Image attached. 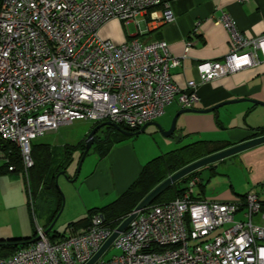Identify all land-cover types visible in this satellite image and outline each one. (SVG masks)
Instances as JSON below:
<instances>
[{
  "label": "built area",
  "instance_id": "1",
  "mask_svg": "<svg viewBox=\"0 0 264 264\" xmlns=\"http://www.w3.org/2000/svg\"><path fill=\"white\" fill-rule=\"evenodd\" d=\"M161 5L0 0V140L19 148L26 173L33 166V141L63 126L86 120L139 130L175 101L195 109L200 85L256 65L258 51L264 59V37L244 38L223 16L231 51L221 61L199 63L198 80L181 89L171 69L188 57L191 42L182 57H173L165 41L117 44L100 36L109 21L129 23ZM173 20L169 9L162 12L161 24ZM9 162L0 149V167ZM200 182L196 176L181 198L139 212L94 264H264V202L257 190L230 202L197 200ZM125 219L113 227L95 215L54 241L39 227L38 241L0 257V264H88ZM111 248L118 253L105 257Z\"/></svg>",
  "mask_w": 264,
  "mask_h": 264
},
{
  "label": "crops",
  "instance_id": "2",
  "mask_svg": "<svg viewBox=\"0 0 264 264\" xmlns=\"http://www.w3.org/2000/svg\"><path fill=\"white\" fill-rule=\"evenodd\" d=\"M166 9L172 12L174 20L161 24L162 12ZM223 16L234 23L236 30L244 38L264 37V0H162L161 6L149 10L135 21H109L101 28L100 36L117 44L134 40L142 44L165 41L173 57H182L188 41L191 42L188 57L182 60L180 67L171 69L174 83L179 88L186 89L190 81L198 80L199 63L221 61L231 51L233 38L226 24L221 22ZM257 55L260 62L256 65L200 85V102L195 109H208L231 100L250 99L264 103V59L261 52L258 51ZM182 110L181 105L175 101L153 122L169 130L175 116ZM149 127L151 129L146 133L159 148L158 155L165 154L163 148L168 149L173 144L181 143L186 146L197 141L227 142L230 148L253 139V130L264 129V107L247 101L232 104L219 110L218 120L214 113L183 114L178 119L177 135L170 138H165L155 126ZM89 133L90 131L81 141L86 140ZM124 142L113 144L104 156L91 149V152L98 155L97 165L85 179L91 190L99 189L103 196L115 191V200L130 188L144 166L151 161L146 160L149 149L140 147V155H137L128 147H118ZM212 166L215 171L206 169V180L202 177L204 170L197 176L205 186L196 187L195 198L230 202L255 189L264 202V143ZM69 178L75 181L79 175ZM91 209L87 211V215ZM29 236V233L17 236L8 231L0 233V240Z\"/></svg>",
  "mask_w": 264,
  "mask_h": 264
},
{
  "label": "trees",
  "instance_id": "3",
  "mask_svg": "<svg viewBox=\"0 0 264 264\" xmlns=\"http://www.w3.org/2000/svg\"><path fill=\"white\" fill-rule=\"evenodd\" d=\"M97 125L99 124H92L90 132ZM121 127L122 129L133 133L140 130H130L125 126ZM107 129L110 131L104 132L103 135H100V133L97 135L96 142L92 147V150L95 149L94 151L98 152L100 156L106 155L113 144L121 143L129 139V137L111 127H107ZM253 131L254 138L264 136L263 128L255 129ZM227 148H229V144L227 142L197 141L179 149L162 154L144 166L138 179L121 197L104 207L91 209L86 218L69 223L67 228H80L87 226L95 215L104 216L106 224L115 227L123 219L133 213V211L149 195V193L153 191V189L170 176L198 160L211 156ZM0 149L4 150L10 158V162L8 164L3 163L0 167V176L24 171V177L27 185L26 191L28 195V208L33 228V234L29 237L0 240L2 244L0 246V257H10L20 248L31 244L33 240L38 237V228L35 224L36 219H44V225L41 226V228L44 232H46L56 217L63 210L64 200L61 192L58 190L56 177L63 171L67 172L69 166L73 162V155L75 152L80 151L81 157L83 156L85 151V140L81 141L77 145L66 144L62 147L47 143L41 144L38 143V141H33L31 150L33 166L28 169L27 173L24 169L20 150L16 145L0 140ZM10 166L14 167V171L9 170ZM209 168L215 171L212 165L203 168V170ZM201 171L198 170L193 172L176 182L164 191L152 205L162 206L181 198L188 189L190 180L198 176ZM198 186L203 188L205 184L200 182ZM195 199L201 200L200 198ZM46 206H48L47 212L44 211V207ZM63 234L64 233L55 232V234H48V236L52 241H54L57 238L62 237Z\"/></svg>",
  "mask_w": 264,
  "mask_h": 264
},
{
  "label": "rangeland",
  "instance_id": "4",
  "mask_svg": "<svg viewBox=\"0 0 264 264\" xmlns=\"http://www.w3.org/2000/svg\"><path fill=\"white\" fill-rule=\"evenodd\" d=\"M91 126L92 123L89 121L76 120L70 125L61 127L58 132L48 134L35 141H38V143L41 144L47 143L58 147H62L66 144L76 145L90 131ZM149 128L151 129V127H148L147 130ZM109 131L110 130H108L107 127H104L99 133L100 135H103L104 132ZM146 132L138 136L130 137L128 141L118 145V147H128L132 153L135 152L137 155H140V147L149 149V157L146 159L148 160L147 162H149L161 154L159 153L160 155H158L159 148L154 144V141L150 138L151 136ZM184 145H181L180 143L173 144V146L168 149L162 148L166 153ZM97 156V154L91 152L84 160L78 174L79 164L82 157L81 152L77 151L73 155V162L69 166L66 176H60L62 172L57 175L60 176L58 179V190L61 192L62 196H64L65 204L50 235L55 234V232L64 233L69 223L76 222L85 217L89 209L105 206L117 198L115 191L110 195L103 196L99 189L91 190L85 181V179L96 168ZM205 171L206 170H204V172ZM77 174L79 175L78 180L71 181L69 176H77ZM207 174L208 172H205V174L202 175L204 180H206ZM26 188L24 171L0 176V233L4 234L10 231L14 232L17 236L26 233H29L30 235L33 234L31 218L27 206L28 195ZM44 211H48V206L44 207ZM258 220L259 219L255 217V222H258ZM35 224L37 225V228L43 226L44 219H36ZM117 253L118 251L115 248H111L105 257Z\"/></svg>",
  "mask_w": 264,
  "mask_h": 264
},
{
  "label": "water",
  "instance_id": "5",
  "mask_svg": "<svg viewBox=\"0 0 264 264\" xmlns=\"http://www.w3.org/2000/svg\"><path fill=\"white\" fill-rule=\"evenodd\" d=\"M251 102L256 106H262L264 107L263 102H259L256 100H250V99H243V100H231V101H225L219 104L214 105L213 107H210L208 109H183L180 111L174 118L173 123L171 125V128L169 130H165L160 124H157L155 122H150L144 125L138 132H129L124 129H122L121 126L112 123V122H103L97 125L94 129L91 130V132L88 134V137L85 140V151L83 153L81 162L79 164V169H78V174L81 170L82 164L86 157L88 156L90 150L94 146L96 142L97 135L99 132L104 128V127H111L115 129L116 131L121 132L127 137H133V136H138L146 132L147 128L149 126H155L158 131L165 137V138H170L173 136L177 135V123L178 119L181 115L183 114H212L214 113L216 119L218 120L219 118V110L225 106H229L232 104H238L241 102ZM264 143V136L261 137H256L251 140L245 141L241 144L235 145L233 147L227 148L223 151L217 152L211 156H208L206 158H203L201 160H198L187 167L183 168L182 170L178 171L177 173L173 174L170 176L168 179L163 181L161 184H159L153 191L149 193V195L138 205V207L127 217L123 223L118 227L117 231L112 235V237L108 240V242L103 246V248L99 251V253L88 263V264H94L105 252L106 250L113 244L115 239L123 232H125L130 225V223L137 217L138 213L141 211H144L146 208L150 207L157 199L158 197L166 191L169 187L174 185L176 182L179 180L183 179L184 177L190 175L193 172H196L200 169H203L209 165L215 164L219 161H222L226 158L232 157L234 155H237L241 152H244L246 150H249L251 148H254L256 146H259ZM60 176H66V171L62 172ZM60 176L56 177L57 181V187H58V179ZM60 188V187H59ZM64 204H65V199L63 196ZM62 211L60 212V214ZM60 214L56 217L52 225L49 227V229L46 230L45 234L48 235L53 231V228L60 216ZM39 240V237L33 240V242H36ZM0 242V246H1Z\"/></svg>",
  "mask_w": 264,
  "mask_h": 264
}]
</instances>
